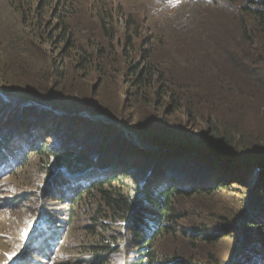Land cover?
I'll return each mask as SVG.
<instances>
[{
    "label": "trees",
    "instance_id": "obj_1",
    "mask_svg": "<svg viewBox=\"0 0 264 264\" xmlns=\"http://www.w3.org/2000/svg\"><path fill=\"white\" fill-rule=\"evenodd\" d=\"M221 1L227 7L225 11L229 12L228 16L234 18L233 23L237 22L238 27V33L234 38L236 41L230 46L232 50L228 49L227 51L229 56L227 61L233 68L230 69L240 71L237 73L241 76L236 75V79H231L226 74L222 79H219L217 72H188L181 68L173 70L159 67L154 42L152 43V38H144L145 28L138 24L133 15L126 19L128 20V33L132 36L121 47V51L117 52L114 46L115 27L113 22L115 15L112 11H105L104 19L100 18V22L103 24V35L108 41H105V44L97 42L86 46L80 42L82 38L78 37L77 31L67 26L66 15L61 18L60 13L54 15L53 18L59 20L55 24L59 31V34L56 35L57 32L51 31V23L46 22L43 18L42 14H44L46 5L40 3L39 8H36L33 0H9L20 16V19L18 18L20 23L16 42L12 38L11 45L7 48L10 62L8 64L5 58L2 61L3 65H6L13 73L2 76L3 72H1L2 81H8L6 86L0 87V101L9 107H11V99L20 105L24 104L23 106L34 102L45 108L61 110L73 116L40 110L38 106L32 105L29 109H36L42 114L49 115L48 119L50 120L45 118L46 120L40 121V123H33L30 128L25 127L24 122L17 123L20 128L17 131L16 140L21 144L13 141L5 144V152L0 156V189L3 188V182L26 167L27 162L38 153L45 157L39 161V167L44 168L41 169V172L48 173L46 186L44 185L43 188L47 189L48 193L51 191L54 193V197L50 196L52 198L49 200L56 199L60 203H67L69 200L72 204L69 206L68 220L66 221L63 219L57 221L55 217L47 215L43 208L38 210L39 214L35 220L28 218L25 224H22L19 234L17 231L20 238L19 251H13L12 256L9 259L5 257L0 261V264H66L60 262L59 256L54 255L55 247L50 248L49 242L52 241L49 238L56 236L55 232L59 223L67 227L66 230L59 227V232L67 233L70 229V222L74 225L75 219L79 215L76 207L85 201L88 202L89 207L87 210H83V215L89 218L91 224L87 226L84 223L83 227L80 224L77 229H73V233L82 236V238L79 236L77 238L79 242L78 248H76L77 254L89 256L90 262L80 264H264V219L261 218V213H264V202L261 199L264 188L257 191L253 185L242 182L239 177L245 175V171L237 170L230 174L231 179L224 180L216 175L206 174L208 173L206 171V175H202L201 179L197 180L193 177L198 174L190 175L186 164L191 165L190 161L198 155L194 156L192 152L189 155H181L185 148L181 141L186 140L182 139L183 133L167 132L166 127H163L164 130L146 131L140 125L128 126L127 123L131 121L119 118L116 110L111 109L108 104L100 103L91 94H85V97L80 98L72 91V93L68 92L69 97H65L60 91V88L66 87H60L66 83L65 73L60 71L58 65H54L55 63L50 61L42 48L43 55L49 60L48 66H51V72L31 70L36 63L28 64L26 67L22 62L23 57L25 59L33 58L34 60H30L31 62L40 58V54L33 57L35 50L31 49L32 46L37 45V42L55 47L63 44L65 56L70 57L75 51V68L78 72H108L111 56H115L116 64L123 67V73L126 72L124 75L127 76V83L134 86L141 95L142 99H139V102L145 103H140L142 107L151 106L154 101L160 103L161 107L164 100H168L173 103V107L177 111L191 117L197 104L188 102L184 93L195 100L202 97L205 99V103L208 100H218L221 104V106L218 104L219 114L220 116L225 115V117L209 120L206 130L197 136L204 139L201 147L224 153L240 169L255 170L254 166L257 163L264 165V137L257 136L254 133L255 128L247 129V123L242 120V115L245 114L247 118L251 115L264 114V1L259 3L250 0L249 3L244 4L247 0H171L173 6L162 12L175 13L168 17L173 20L180 19V16L184 14H192L194 23L201 26L202 22L200 24V21L207 7H216L214 9L219 10L218 13H223V10L218 7ZM75 7L72 3L66 4L65 9L67 8L68 11L66 14L74 13ZM155 12L156 14L160 13V11ZM223 20L225 22L223 17L216 16L213 23H223ZM106 22L110 23L112 29L108 28L109 24L106 25ZM232 28H235V25L224 26L225 33L221 40L219 36L218 40L217 37L214 38L213 33L210 36L214 42L225 39V43L228 44L226 38L229 37L228 33ZM197 29L195 26V30ZM199 35L202 36L200 32L194 35V40L201 41ZM154 38L156 40V37ZM159 39L162 40L161 37ZM136 40L144 43L141 49H137ZM145 44L149 46V49L145 48ZM137 50L139 53L136 56ZM235 81L240 82L236 83ZM149 97H155V100ZM11 108L13 109V107ZM212 108L216 109L215 106L207 107L208 110ZM0 112H2L1 109ZM85 112L95 117L108 116L119 122L122 129L108 121L94 120L79 115ZM76 117L81 119V122L84 121L90 125L103 122L105 124L102 129L107 133L117 135V137H131L136 141L130 134L131 132L128 133V130H131L138 134L145 144L153 147V150L157 146L161 147V152L167 156L165 160L169 162L166 164L170 167L167 169L168 173L176 165L177 169L183 167V170L175 171L174 175H170L163 172L160 168L163 164L160 165L156 161L144 179H140L133 173L138 161L134 159L133 161H137L136 163H132V160L128 162L127 158L121 154L122 152H117L114 158L102 156L101 162L97 160L100 155H95L98 156L95 159L88 158L87 152L80 153L83 147L78 146L79 142L75 143L79 129L71 131V129L64 130L65 128H62L64 123L69 121L71 123ZM169 117L173 118L174 116L170 115ZM28 121L26 122L28 123ZM164 121L168 123L169 120ZM48 123H52V126L49 127ZM177 128L179 126L174 129ZM258 130L264 134L262 126H258ZM50 132L59 133L55 134L53 138L56 148L49 147L45 140L51 137H47ZM185 134L188 137L184 138L191 137L189 133ZM201 135H206L207 138L205 137V139ZM176 137H179L178 140ZM69 143L70 148H77L78 151L70 149ZM22 144H24L23 148L17 146ZM166 145H175L174 147L179 151L165 153L164 146ZM143 148L145 151H152V149ZM195 148L201 150L197 146ZM144 150L139 154L148 155V152ZM172 153H177L180 157ZM73 155L76 156L73 157ZM183 157L186 158V163L179 164ZM144 158L145 156L141 159ZM195 161L202 162L201 160ZM75 162L80 163L74 165ZM81 162L84 165H80ZM66 165H70L75 173L86 172L80 178V186L71 188L68 178L62 177V174H65L64 167ZM258 171H264V168ZM46 174L44 175L46 176ZM58 175L60 176L56 178V181L51 183L53 178ZM199 182H203V184ZM38 186L41 187V185ZM233 186L249 187V193H247L249 198L242 201L246 206L242 209L247 212L249 206L253 207L247 213H250V216L241 217V212L236 211L233 205L228 206L232 211L230 216L217 211L210 204L203 206L208 207L209 211L203 207L197 211H180L173 207L176 198L179 200L178 204L182 202L194 205V199L201 198L200 195L208 194L212 189L230 190ZM19 187L29 188V186L22 185ZM56 189H60V192ZM204 189L207 191L205 192ZM76 190L78 191L75 192ZM7 194H9V190L0 192V198H7ZM46 200L48 201V199ZM253 211H255V215L258 214L260 219L253 215ZM180 223L195 226L191 228L193 229L190 230L191 233H185L193 245L202 243L214 247L221 246L216 248L221 258L214 256L212 252L204 253L202 250L197 252L193 250L187 253L176 251L172 254L171 259L162 262L163 258H167V256L162 257L156 254L154 248L151 250V247L158 238L172 232V239L176 243L179 240L177 234L180 231L171 228H178ZM214 234L215 236H213ZM28 241H31L32 244H29ZM133 251L139 256L147 258L139 262L126 261V255L131 256ZM70 252L73 255L75 249H71ZM49 258L55 259V261L49 262Z\"/></svg>",
    "mask_w": 264,
    "mask_h": 264
},
{
    "label": "rangeland",
    "instance_id": "obj_2",
    "mask_svg": "<svg viewBox=\"0 0 264 264\" xmlns=\"http://www.w3.org/2000/svg\"><path fill=\"white\" fill-rule=\"evenodd\" d=\"M254 1H258L260 3L264 0ZM249 2L250 0H247L244 4ZM33 3L36 4V8H39L40 3L46 5L44 14H42L43 18L46 22L51 23V31L53 33L57 32L56 35L59 34V31L56 29L55 24H57L59 20L54 19V15L56 13H60V18L66 15L67 26H69V28L72 27L75 31H77L78 37L82 38L80 42L83 45L86 44V46H88L97 42L105 44V41H108V39L103 35V24L100 22V18L104 17L105 11H112L113 15H115L113 22V26L115 27L114 46L116 51L120 52L121 47L125 44L127 39L132 36L128 33V20L126 19L133 15L138 24L145 28L144 38H152L159 67H166L173 70L181 68L183 70H188V72H217L219 74V79H222L224 74L229 76V78L231 77V79H236V75L241 76L237 73L240 71L231 70L233 68L227 61L229 57L227 51L228 49L232 50L230 46H232V44L236 41L234 38L236 33H238V27L237 22H235V24L233 23L235 21L233 20L234 18L228 16L229 12L225 11L227 10L225 9L227 7L222 1L218 7L220 10H223L224 14L218 13L219 10L214 9L216 7H207L205 14L202 16L200 21V24L202 22L201 26H197L194 23V17L192 14H184L177 20H173L172 18L169 19L168 17L175 13L167 14L162 11H167V9L173 6L171 0H33ZM70 3L74 4L76 7L74 13L67 15L66 13H68V11L67 8L65 9V5H69ZM155 11H160V13L156 14ZM216 16L223 17L225 22L223 20V23H213V19ZM18 18L20 19V16L15 11L14 6L10 4L9 0H0V76L1 72H3L2 76L11 75V73H13L9 71V68L6 65H3L2 61L5 58L8 64L10 62L7 48L11 45L12 38H14L15 42L18 38L20 23ZM107 24H109L108 28L112 29L110 23L106 22V25ZM227 25H235V28H232L228 33L229 37L226 38V41L229 43H225V39L224 41L214 42V39L210 35L213 33L214 38L217 37V40L218 36L220 40L223 39L222 35L225 33L223 29L224 26ZM195 26L198 28L197 30H195ZM198 32L202 35H199L201 41L194 40L193 38V36ZM154 37H156V40ZM159 37H161L162 40H160ZM135 44L137 49H141L142 45H144V43L139 42V40H136ZM63 46V44H60V46L55 47L48 44L42 45L37 42V45L32 46L31 49L35 50V56L33 57L40 54V58L31 62L30 60H34L33 58L29 57L25 59L23 57L24 60L22 62L26 65V67L28 64L33 65L36 63L35 67H32L31 70L37 72H51V66H48L49 60L45 55H43L41 51L42 48L44 52L47 53L50 61L55 63L54 65H58L60 71L65 73L66 83L60 85V87L66 86L63 87L64 90L63 88H60V91L65 97H69L70 95L68 92L72 93V91H74V94L80 98L85 97V94H91L92 97L96 98L100 101V103L108 104L111 109L114 111L116 110L119 118L128 120V122L131 121L130 123H127L128 126L140 125L143 127L142 129L146 131L164 130L163 127H166L168 129L167 132L175 131L177 134L183 133L182 139L186 140L184 142L181 141V143L185 146L183 149L184 152L181 155H189L191 152L194 156L198 155L195 159L190 161L192 163L191 165L188 163L186 164L187 168H189L188 172L190 175L194 176L198 174L193 178L198 180V178L201 179L202 175L211 174L214 176L216 175L223 180L231 179L230 174L239 170L240 172H246L245 175L239 177L242 182H248V184L253 185L257 191L264 188V171L240 169L234 162H231L224 153L211 151L201 147L203 146L202 142L204 139L197 136L206 130L209 120L225 117V115L220 116L219 114L220 108L218 107V104L220 106L221 104L218 100H208L207 103H205L206 101L202 97L195 100L191 98V96L184 93V97L188 100V102L197 104L196 110L191 117L177 111L173 107V103L168 100H164L161 107L159 105L160 103H155V101L154 103H151V106L145 105V107H142L140 103L143 102H139V99H142L141 95L137 92L134 86L127 83V76L124 75L126 72L123 73V67L116 64L115 56H111V62L110 65H108V72H78L75 68V51L72 52L70 57H67L63 53ZM145 48L149 49V46L145 44ZM138 53L139 50L135 52V55L137 56ZM25 76L27 77L29 75ZM2 79L3 78L0 77V87L6 86L8 81H2ZM235 82L239 83L240 81ZM57 85L59 86L58 82ZM151 99L155 100V97ZM7 101H9L8 98ZM10 103L13 109L9 106L3 105L0 101V109L2 110V112H0V156L5 152L6 143L13 141L17 144H21V142L16 140L18 136L17 131L20 128L17 124L18 122H24V124H26L25 127L30 128L33 123H40V121L46 120L45 118L50 120L48 119V117H50L49 115L42 114L36 111V109H29L31 108L30 105H20L13 99L10 100ZM211 106H215L216 109L212 108L208 110L207 107L209 108ZM38 109L41 110V107ZM45 111L52 113L55 112L64 116H73L56 109H45ZM170 115H173L174 117L170 118ZM27 120H29L28 123L26 122ZM164 120L169 121L166 123ZM242 120L247 123V129L251 130L255 128L254 133L257 136H262V138L264 137V134L258 130V126H262V132L264 131V114L251 115L247 118L245 114H243ZM72 121L73 122L71 123L70 121L64 123L62 128H65L64 130L71 129V131L73 129H79L75 143L79 142L78 146L83 147L80 153L87 152L88 158L95 159L98 157L95 155H100L97 160L101 162L102 156H106V158H114L117 152H122L121 154L127 158L128 162L132 160V163H136L138 161L133 173L135 176H139L140 179H144V176L147 172L149 173L151 171L150 169L154 166L152 164L156 161L160 165L163 164L160 166L161 170L168 173L167 169L170 167L166 164L169 162L165 160L167 156L161 152L162 149L160 146H157L154 150L152 147V151L148 152L144 150L143 146L139 142L134 141L131 137H117V135L107 133L104 129H102V127H104L103 124H105L103 122H99L97 125H90L84 121L81 122V119H78L77 117ZM103 121H108L109 123L120 127L119 122L113 120L112 118H110V120ZM48 126L51 127L52 123H48ZM176 126H179V128L174 129ZM185 133H189L191 137L184 138L188 137ZM209 133L210 131L208 134ZM55 134L59 133L50 132L47 137H51L45 139L47 145L51 148H56L53 139ZM130 134L134 138L137 136L141 139L139 135L135 132L133 133V131ZM201 137L205 138L206 135H201ZM178 138L179 137H176V140H178ZM17 146L23 148L24 144ZM70 146L71 145L69 143V148ZM174 146H164V152L171 153L179 151V149ZM196 146L201 148V150L196 149ZM70 149L78 151L77 148L72 147ZM141 149L148 152V155L139 154V152H143ZM172 154L178 155L177 153ZM75 156L76 155H73V157ZM143 156H145V158L141 159ZM42 158L45 157L36 153V155H33L29 162H27L26 167L20 169L15 176L9 177L8 180L2 183L3 188L0 189V192L9 190V194H7V198L5 199L0 198V261L4 260L5 257L9 259L12 256L13 251H19L20 238L18 234L22 229V224H25L28 218L35 220L38 217L37 214H39L38 210L43 208L47 215L55 217L57 221L61 219L65 221L68 220L69 206L72 203H70L69 200L67 203H60L56 199L49 200L54 197V193L52 191L51 193H48L47 189L43 188L46 186L48 173L46 174L41 172V169H44L39 167V161L42 160ZM134 159L137 161H133ZM185 160L186 158L183 157L179 161V164H183ZM195 160H201L202 162H196ZM79 163L75 162L74 165ZM80 165H84V163L81 162ZM70 167V165H66V167H64L65 174H62V177L66 179L68 178L71 183V188L77 185L80 186V178L86 172L78 174ZM178 170H183V167H178L177 169L176 165L175 168L173 167L168 174L174 175L175 171ZM206 171H208V173L205 174ZM44 174H46V176ZM59 176L60 175L54 177L51 183L55 182L56 178ZM199 183L203 184V182ZM21 185L24 187L29 186V188L19 187ZM38 185H41V187ZM248 188L249 187L233 186L230 190L223 189L218 191L216 189H212L210 193L205 195L202 194L200 195L201 198L194 199V205L184 204L182 202L178 204L179 200L176 198V203H174L173 207L174 209H178L180 211H197L203 206H209L210 204L217 211H221L224 215L230 216L232 215V211L228 206L233 205L236 208V211L241 212V217L244 215L247 217L250 216V213H247L253 208L249 206V208H247V212L242 209L243 207H246L245 203L242 201L249 198L247 195V193H249ZM204 190L205 192L207 191L206 189ZM56 191L60 192V189H56ZM77 191L78 190L75 192ZM213 191L215 193H212ZM46 199H48V201ZM261 199L264 202V193L261 195ZM87 203L88 202L85 201L76 207V211L79 215L75 219L74 225L70 222V229L66 234L59 232V227H63V230H66L67 228L66 226H62L63 224L59 223L55 232L56 236L49 238L52 241L49 242L50 248L52 246L55 247L54 255L59 256L60 262L66 264L71 262L78 264L90 262L89 256L77 254L76 248H78L79 243L77 238L78 236L79 238H82V236L73 233V229H77L80 224H82V227L84 226V223L87 226L91 224L89 218H86L83 215V210H87L89 207ZM203 208L209 211L208 207ZM213 208H211V210H214ZM253 215L260 219L258 214L255 215V211H253ZM261 218L264 219V213H261ZM193 227L195 226L180 223L178 228H171L173 230L175 229L180 231V233L178 232L177 234L179 240L176 243L172 239V232L164 237L158 238L156 243L151 247V250L154 248L156 254L162 257L167 256V258H163L162 262H167L171 259L172 254L176 251L187 253L193 250H196V252L202 250L204 253L212 252L214 256L221 258L220 254L216 251V248H220L221 246L214 247L212 245H205L202 243L193 245L190 242V238H187L185 233H191L190 230H193L191 229ZM74 234L76 235L75 239L77 241H74ZM213 236H215V234ZM28 243L32 244L31 241H28ZM71 249H75V253L73 255L70 252ZM135 253L136 252L133 251L131 256L127 254L125 257L126 261L139 262L147 258L146 256L141 257L138 253ZM50 261H55V259L52 260L49 258V262Z\"/></svg>",
    "mask_w": 264,
    "mask_h": 264
},
{
    "label": "water",
    "instance_id": "obj_3",
    "mask_svg": "<svg viewBox=\"0 0 264 264\" xmlns=\"http://www.w3.org/2000/svg\"><path fill=\"white\" fill-rule=\"evenodd\" d=\"M5 97H7L6 95H5ZM8 98V97H7ZM26 105H30V106H38V107H41V109H46V110H49V109H47V108H45V107H43V106H40V105H37L36 103H34V102H30V103H27ZM53 111V110H52ZM81 117H89V118H92V119H94V120H97V119H100V120H110V118H108V117H106V116H100V117H95V116H92L91 114H89V113H82V114H79ZM129 132H132V131H130V130H128ZM134 136H135V134H134ZM136 138V141L137 142H139L142 146H145V148L146 149H152V147L151 146H149V145H147V144H145V143H143L142 141H141V139H139L137 136L135 137ZM262 168H264V165H262V164H256L255 166H254V169L255 170H261Z\"/></svg>",
    "mask_w": 264,
    "mask_h": 264
},
{
    "label": "bare ground",
    "instance_id": "obj_4",
    "mask_svg": "<svg viewBox=\"0 0 264 264\" xmlns=\"http://www.w3.org/2000/svg\"><path fill=\"white\" fill-rule=\"evenodd\" d=\"M143 147H145V146H143Z\"/></svg>",
    "mask_w": 264,
    "mask_h": 264
}]
</instances>
